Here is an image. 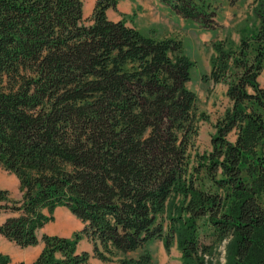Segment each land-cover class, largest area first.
<instances>
[{"label":"trees","instance_id":"1","mask_svg":"<svg viewBox=\"0 0 264 264\" xmlns=\"http://www.w3.org/2000/svg\"><path fill=\"white\" fill-rule=\"evenodd\" d=\"M159 1L217 27L204 0ZM111 8L97 0L85 21L81 0H0V166L20 192L0 188V210L13 214L0 236L40 241L30 264H86L82 239L104 264H153L157 240L181 264H264V0L253 1L251 36L210 43L202 80L226 83L229 106L206 151L182 41L110 20ZM59 207L81 231L39 239ZM0 264L12 261L0 252Z\"/></svg>","mask_w":264,"mask_h":264},{"label":"rangeland","instance_id":"2","mask_svg":"<svg viewBox=\"0 0 264 264\" xmlns=\"http://www.w3.org/2000/svg\"><path fill=\"white\" fill-rule=\"evenodd\" d=\"M81 1L83 3V19L87 21L97 0ZM115 1L116 8L107 10V17L110 20L123 19L127 24L136 23L140 29L139 31L148 37L160 39L173 36L172 38L182 41L184 53L195 62L187 87L196 94L199 107L208 118L199 125L196 146L199 151L208 150L210 148V138L215 132L214 126L229 106L226 96V83L214 84L210 80L206 82L202 80V77H206L210 71L209 59L212 54L210 43L213 40L225 39L235 47L240 38L251 36L257 26V20L252 13L254 0H204L205 3L209 4V8L215 12L210 21L217 25L214 30H200V28H196V24L190 19L183 20L186 27L169 25L161 18H156L149 0ZM166 34H171V36ZM258 80L262 84L264 77L260 76ZM53 215L54 219L47 227L61 234L60 237L71 238L75 232L81 231L82 224L67 210L58 209ZM47 227L38 233L39 239ZM224 245L225 243H222L215 254L221 263L224 262ZM41 248L42 243L40 241L36 246L20 248L0 236V252L7 254L12 264L19 262L30 264L38 256ZM149 248L152 252L153 264H181L180 252L175 245L171 247L169 253L165 252L163 244L159 240L150 244ZM26 251L30 253L25 254ZM77 251H88L91 255L86 264H104L92 257V246L87 240L78 243Z\"/></svg>","mask_w":264,"mask_h":264},{"label":"crops","instance_id":"3","mask_svg":"<svg viewBox=\"0 0 264 264\" xmlns=\"http://www.w3.org/2000/svg\"><path fill=\"white\" fill-rule=\"evenodd\" d=\"M149 4L151 6L152 11L156 14L157 19L161 18L163 21H165L169 25L171 24L174 26L177 25V26H181V27L182 26L186 27L184 25V22H183L184 19L177 16L173 11H171L168 7H166L162 3H159L157 0H149ZM159 16H162V17H159ZM118 20H120V19H118ZM118 20H113V21H118ZM128 25L136 28L137 30H140L138 28V26L136 25V23H130ZM166 35L171 36V34H166ZM0 188L8 191L9 197L12 199H18L20 197L18 179L16 178L15 175L5 171L1 166H0ZM58 209L66 210L65 208H62V207H59L56 210H58ZM56 210L54 212H56ZM43 212H44V214L48 215L46 210H44ZM12 215L13 214L10 213L9 211L0 210V224L3 223L6 220V218H8ZM51 223L52 222L47 223L39 232H42V230L45 227H47L48 225H50ZM47 228L45 229L43 234L61 236V234L54 232L52 228H50V227L48 229ZM83 240H87V239H82L81 241H83ZM42 247H43V244H42Z\"/></svg>","mask_w":264,"mask_h":264},{"label":"bare ground","instance_id":"4","mask_svg":"<svg viewBox=\"0 0 264 264\" xmlns=\"http://www.w3.org/2000/svg\"><path fill=\"white\" fill-rule=\"evenodd\" d=\"M61 227H62V226H61ZM27 253H30V252L26 251L25 254H27Z\"/></svg>","mask_w":264,"mask_h":264}]
</instances>
